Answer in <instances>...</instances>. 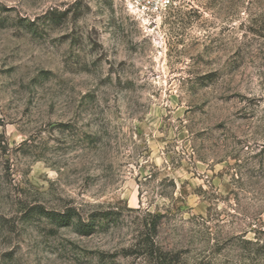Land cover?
Wrapping results in <instances>:
<instances>
[{
  "label": "rangeland",
  "instance_id": "374dc122",
  "mask_svg": "<svg viewBox=\"0 0 264 264\" xmlns=\"http://www.w3.org/2000/svg\"><path fill=\"white\" fill-rule=\"evenodd\" d=\"M159 252L264 264V0H0V264Z\"/></svg>",
  "mask_w": 264,
  "mask_h": 264
},
{
  "label": "trees",
  "instance_id": "16d2710c",
  "mask_svg": "<svg viewBox=\"0 0 264 264\" xmlns=\"http://www.w3.org/2000/svg\"><path fill=\"white\" fill-rule=\"evenodd\" d=\"M46 215H48V217L50 218H53L54 220L53 221H56L59 225L61 226H68L70 225L72 222H73V215L70 211L66 212V213H60V212H55V211H52V212H44ZM85 227V230L86 232L89 233L90 229H93L91 227H89V225H84ZM153 242L151 245H149L148 249H149V252L150 253H154V250H153ZM158 259H160L159 263L160 264H177L178 261H180V253L178 252H170V253H160L159 252V256H158Z\"/></svg>",
  "mask_w": 264,
  "mask_h": 264
},
{
  "label": "built area",
  "instance_id": "2783aa9c",
  "mask_svg": "<svg viewBox=\"0 0 264 264\" xmlns=\"http://www.w3.org/2000/svg\"><path fill=\"white\" fill-rule=\"evenodd\" d=\"M151 2H153L157 7H159V4H161L162 2H165V0H151ZM139 6H141L143 10H147L148 8L147 4H145L144 2L141 5L139 3Z\"/></svg>",
  "mask_w": 264,
  "mask_h": 264
}]
</instances>
